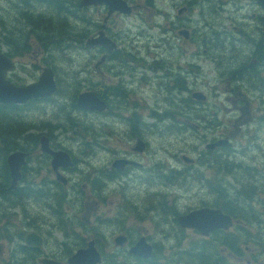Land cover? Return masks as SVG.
Masks as SVG:
<instances>
[{
  "label": "flooded vegetation",
  "instance_id": "flooded-vegetation-1",
  "mask_svg": "<svg viewBox=\"0 0 264 264\" xmlns=\"http://www.w3.org/2000/svg\"><path fill=\"white\" fill-rule=\"evenodd\" d=\"M126 3L131 10L133 5L127 0ZM190 5L191 2H188L180 6L177 14L186 13ZM75 7L82 11L81 21L91 27L83 32L84 38L79 43L86 49L94 50L87 62L91 61L97 81H83V90L73 85L75 100L72 98L70 108L104 118L100 119L99 133H87L84 139L78 141L80 152L85 156L80 159L73 150L56 139L55 142L53 134L37 135L29 131L32 126L26 123L9 122L12 116L9 114L31 102L51 100L58 90L53 67L41 66V71L44 66L53 71L56 90L52 95L31 98L24 103L0 102V122L4 123L0 132L16 131V134L6 133V137H19L25 133L22 145L13 142L7 146L4 136H0L3 143L0 146V264H264V197L260 200L253 196L258 189L264 194V185H252L256 190L251 194L253 197H247L245 190H251V183L245 182L242 176H247L251 167L235 159L242 156L241 152L247 151L253 140H257V131L264 119L263 110L257 105L253 107L247 93L249 89L243 88L245 78L254 79L253 88H264V78L259 77L264 72V49L258 50L260 44L264 45L263 37L257 42L246 43L253 47L245 59L227 54L228 49L233 53L234 50L242 52L243 48L239 46L245 43H224L227 38L214 43L211 41V45L221 51L212 56L219 74L210 87V94H207L194 86L201 74L198 62L181 64L164 57L146 59L141 55L120 53L121 47L116 41L118 18L131 11H109L106 2L81 5L79 0ZM181 29L188 31V37L183 36V39H189L188 28H178V34ZM100 31L114 46L87 44ZM47 41L49 46L51 42ZM0 51L13 62L11 69L4 70L5 77L17 84L10 79L16 69L13 56L22 55L23 51L18 54L9 50ZM152 72L157 73L153 78H160V81L151 80ZM182 75L185 77L183 80ZM187 76L192 77V86L188 84ZM150 83L163 84L167 91L176 88L182 94L188 93L189 97H178L176 102L165 98L167 101L162 102L164 108L161 109H148V104L137 103L135 97L131 102V91L135 92ZM86 91L96 93L101 103L99 109L76 105L78 94ZM196 92L198 96L194 94ZM221 96L223 100H218ZM209 97L216 100L210 101ZM105 120L122 126L121 131L115 133L114 147L110 146L109 138L113 135L105 126L108 123L103 122ZM41 126L55 128L48 122ZM169 126L173 127L176 135L192 129L195 141L192 156L181 152L178 161L169 153L174 163L154 158L153 138H165L163 133L153 134L154 128L167 127L169 130ZM180 127L182 129L177 131ZM85 129L88 130L87 127ZM209 133L213 135L207 138ZM73 136L76 138L78 135ZM42 143L49 150H43ZM97 146L111 151V156L103 158L97 166L90 165L86 157L94 154L92 148ZM34 148L36 152L32 156ZM16 151L23 153V161L17 171L19 178L10 188V162L15 164V157H10V154ZM51 151L63 153L53 154ZM31 158L35 159V172L33 180L28 181L25 173ZM85 162L79 177L71 175L72 172H79V164ZM233 181L238 187H233ZM133 189L141 194L136 199L130 192ZM25 190H33V197L28 198L39 204L33 217L20 215ZM233 190L239 193L238 201L230 197ZM182 196L193 197L195 204L180 203ZM243 202H248L246 206L257 202L258 207L248 210ZM12 205H16L19 211L11 210ZM103 205L107 206L104 211ZM203 207L220 210L227 216L223 217L225 225L212 227L208 224L203 228L208 229L204 233L196 226L179 222V216ZM20 216L23 218L18 220ZM144 221H150V227L144 225ZM252 227L256 228L255 235L249 231ZM27 233H34L39 242L27 243ZM120 236L124 238L123 243ZM157 236L160 242L154 240ZM141 237L151 246L150 254L145 257L130 251ZM254 237L258 240L255 242L252 239V247L243 240ZM233 239L245 243V249H241L238 242L229 248L225 242L231 240L233 243ZM8 242L16 244L15 249H7ZM178 246L181 249H176ZM86 249L91 251L86 252Z\"/></svg>",
  "mask_w": 264,
  "mask_h": 264
},
{
  "label": "rangeland",
  "instance_id": "rangeland-1",
  "mask_svg": "<svg viewBox=\"0 0 264 264\" xmlns=\"http://www.w3.org/2000/svg\"><path fill=\"white\" fill-rule=\"evenodd\" d=\"M12 1V3H11ZM46 1V0H43ZM64 3L63 12L57 13V11L47 4L44 5L37 2L35 8L38 12H41L48 17L52 18V27L56 29V32L51 33L49 41L51 44L47 50H43L42 43L36 36V31H31V27L26 24L25 19H22L17 11L21 6L15 7L13 2L15 0H0V50H9L4 43L6 37L28 41L30 49L23 51L22 55H15L13 59L16 64L14 73H11L10 79L17 84H25L35 80L40 71L42 65H50L55 70V78L57 80L58 90L52 96L51 100L41 103L31 102L25 107L19 109L15 113H11L9 122H23L27 126H32L29 130L34 134L46 133L53 134L54 141L58 140L67 149L73 150L75 156L80 159L85 157L80 152V146L78 141L85 138L87 133L97 134L99 133L100 119L104 118L95 114H85L79 109H71L70 102L72 98L75 100L72 89L73 85H78L79 90H83V81H97V74L90 64L88 59L93 49H86L79 41H82L86 30L90 29V25L81 21V13L77 7L78 0H51ZM128 3L133 5L131 12L123 14L118 18V27L116 28L117 43L121 47L120 53H132L137 57L140 55L146 59L154 57L168 58L173 62L186 63L187 61H193L199 63L201 68V74L196 78L197 83L194 85L196 88L202 90L204 93L210 94V87L218 78L217 65L213 61L212 56L214 53H220L221 50H216L211 45L213 42H219L227 38L224 43H242L244 45L239 46L242 52L234 53L228 49L227 54L238 55L239 59H245V55L251 52L253 45H247L246 43H254L257 40L262 39V28L264 26V6L258 0H127ZM50 2V1H49ZM191 2L189 10L181 15L177 14V9ZM34 4V3H33ZM54 13V14H53ZM97 19V17H95ZM63 22V23H62ZM62 23V24H60ZM1 26H4L3 28ZM186 27L190 31V37L187 40L183 39V35L177 33V29L180 27ZM26 37V38H25ZM80 39V40H78ZM212 41V42H211ZM40 42V43H39ZM58 44V46H57ZM224 52V51H223ZM210 56V57H209ZM157 73L152 72V79L160 81V78H153ZM259 77L264 78V72L259 74ZM184 75L181 76L183 80ZM201 79V80H199ZM170 80V78H169ZM186 80L188 84L192 86V77L187 76ZM166 83L164 78L163 80ZM60 82V83H59ZM200 82V84H199ZM254 79H244L243 88L249 89L247 92L250 95L253 107L258 106L263 110L264 114V88H253ZM73 95V96H72ZM188 96V93L178 92L176 88L167 91L164 85L157 83H150L148 86H142L136 89L135 92L131 91L130 100L134 101L136 98L137 103L145 102L150 108L160 107L164 108L162 102L169 101L176 102L178 97ZM223 95V94H222ZM224 96V95H223ZM210 101L216 100L214 97L209 99ZM218 100H223L222 96L218 97ZM48 122L53 124L55 128L47 129L41 124ZM105 126L109 127V131L112 133V137L109 138L110 146L114 144L115 133L121 131L122 126L112 123L109 120ZM88 128V130L85 129ZM182 129L180 127L177 131ZM78 130V132H77ZM160 130V131H156ZM154 128V133H163V139L153 138L152 150L156 153L154 158L168 159L172 163L171 154L177 158L181 152H188L192 156V148L194 145V139L191 134L192 129L185 130L179 135H176L173 131V127H161V129ZM172 131L174 133H172ZM24 134L19 137H6L5 144L10 146L13 142H17L19 145L24 143ZM73 135H78L76 138ZM213 134H207V138ZM0 136H2L0 134ZM56 139V140H55ZM1 142L0 137V146ZM164 145V148L162 147ZM114 147V146H113ZM37 148V146L35 147ZM32 151V156L35 155V149ZM166 148V149H165ZM94 154L86 157L87 162L90 165L97 166L103 158L111 156V151L102 149L97 146L92 148ZM171 153V154H169ZM176 155V156H175ZM235 159L242 161L243 165L250 166L247 176H242L245 182L249 181L251 185V192L255 188L252 185L259 186L264 185V119L260 124L257 131V140H253L252 144L248 145L247 151L241 152ZM26 166L25 179L32 181L34 178V158H31ZM83 161V160H82ZM86 166L85 163H80L79 172H72L71 175L79 177L81 170ZM78 169V168H77ZM251 169V170H250ZM0 170L2 171V165L0 162ZM78 173V174H76ZM238 177V174H235ZM74 178V177H73ZM235 179V177L233 176ZM260 183V184H259ZM261 185V186H262ZM260 186V188H261ZM233 187L238 185L233 181ZM250 190V189H249ZM33 191V190H32ZM182 191V190H181ZM258 189V194L255 191L253 194L254 199H263L264 194ZM133 198L139 197L138 191L133 189L130 191ZM25 193V192H24ZM181 193V192H176ZM182 193H185L182 191ZM252 196V197H253ZM14 197V196H12ZM33 193L25 194L23 200V211L20 215L34 216L38 210V203L32 198ZM230 197L233 201H238L239 193L231 191ZM15 198V197H14ZM193 197L186 198L182 196L180 203L184 205L193 204ZM10 202V201H9ZM16 201L12 202L15 203ZM11 203V204H12ZM243 202V206L248 210H254L258 207L257 202L246 206ZM195 204V203H194ZM11 210H18L16 205L10 206ZM107 208L106 205L102 206V211ZM104 209V210H103ZM32 216V217H33ZM20 216L18 220L23 218ZM31 218V217H28ZM144 225L149 226L150 221L142 222ZM256 228L252 227L249 231L252 235H255ZM151 231V230H149ZM192 237L196 235H191ZM11 239V238H10ZM188 239H191L190 237ZM243 239L249 246H254V242L258 238ZM252 239H254L252 241ZM260 239V238H259ZM160 242L159 237L154 238ZM10 241V240H9ZM171 240L168 241V244ZM240 248L245 249V243L238 241ZM7 249H15L16 244H10L8 242ZM185 247V244L183 245ZM176 249H181L179 246Z\"/></svg>",
  "mask_w": 264,
  "mask_h": 264
},
{
  "label": "water",
  "instance_id": "water-1",
  "mask_svg": "<svg viewBox=\"0 0 264 264\" xmlns=\"http://www.w3.org/2000/svg\"><path fill=\"white\" fill-rule=\"evenodd\" d=\"M264 5V0H258ZM101 2H106L109 5V11L117 10L119 12H130V6L126 3V0H79L81 5L85 4H97ZM181 12V10H179ZM179 34L184 37H188L187 29L179 30ZM262 37L264 39V26L262 28ZM88 45L94 44H104L108 47L114 46V44L105 36L102 31L99 32V35L92 37L87 41ZM13 67V62L10 57L6 56L5 53L0 51V102H10V103H24L31 98L38 97H48L52 95L56 90V83L53 78V71L49 66H44L38 77L34 82L27 83L25 85H17L12 83L5 77L4 70L11 69ZM198 96V93H194ZM201 97V96H199ZM100 100L93 91L81 92L76 98V105L85 109H99ZM41 148L43 150H49L47 146L42 143ZM53 154H61L63 152H53ZM17 155H20L19 157ZM17 156V157H16ZM10 157H15V164H11V185L10 188H13L18 175L19 164L23 161V153L13 152L10 154ZM18 158V159H17ZM57 159V158H56ZM207 216L209 220H207ZM226 215L222 214L218 209L211 208H200L189 212L186 215L179 216L178 220L182 225H190L198 227L202 232H207L208 229H203L204 226L210 224L212 227L218 225H225L224 218ZM223 220V221H222ZM34 233H27L25 235V240L27 243L39 242V239L35 238ZM120 242L123 243L124 238L120 236ZM84 251V250H83ZM91 251V249H86ZM130 251L142 256H148L151 252V246L141 237L133 246H131Z\"/></svg>",
  "mask_w": 264,
  "mask_h": 264
},
{
  "label": "trees",
  "instance_id": "trees-1",
  "mask_svg": "<svg viewBox=\"0 0 264 264\" xmlns=\"http://www.w3.org/2000/svg\"><path fill=\"white\" fill-rule=\"evenodd\" d=\"M37 2L40 4H43V5L46 2L45 5L47 4L49 7H51V8L53 7L57 11V13L63 12V10H64L63 4L64 3L59 2V1H51V0H46V1H43V0H15V2H13V5L15 7L21 6L18 9L17 14L22 19H25L26 24L31 27L30 32H32L33 30L38 32V33H36V36L42 43V46H40V47H42V49L45 50L48 47V41L47 40H49V38L51 37V35H52L51 33L56 32V29L54 27H52V18L51 17L47 18V15L37 11V8H35V5L37 4ZM11 3H12V1H11ZM74 6H75V4H74ZM0 23H1V19H0ZM62 23H60V24H62ZM1 27L3 28L4 26H1ZM14 40L15 39H12L9 37H6V39L4 40V43L7 45L9 51H11L12 54H18L22 51H26L30 47V44L28 41L26 42L25 40H22V39H19L17 41H14ZM260 45H261V47H260ZM260 45L258 46V50L263 51L264 45L263 44H260ZM57 46H58V44H57ZM263 55H264V53H263ZM1 108L2 107H0V110H1ZM2 124H4V123L0 122V127L2 126ZM19 132H21V130ZM0 133L3 136L6 133L8 135L16 134V131L13 129L12 130L9 129L8 131H3ZM246 192H247V197L252 196L251 195L252 192H251V190H249V188H248V191H247V189L245 190V193ZM31 193H33L32 190H25V194H31ZM245 196H246V194H245ZM235 242H238V240L233 239V243H231V240L228 242H225V243H227L229 248L230 247L232 248V245L235 244Z\"/></svg>",
  "mask_w": 264,
  "mask_h": 264
},
{
  "label": "bare ground",
  "instance_id": "bare-ground-1",
  "mask_svg": "<svg viewBox=\"0 0 264 264\" xmlns=\"http://www.w3.org/2000/svg\"><path fill=\"white\" fill-rule=\"evenodd\" d=\"M80 259V258H79ZM80 261H81V259H80ZM80 264H81V262H80Z\"/></svg>",
  "mask_w": 264,
  "mask_h": 264
}]
</instances>
